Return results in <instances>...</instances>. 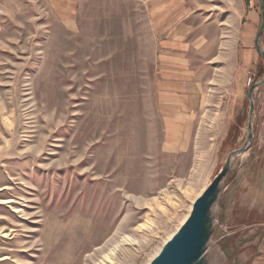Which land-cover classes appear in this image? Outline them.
<instances>
[{"label":"rangeland","instance_id":"1","mask_svg":"<svg viewBox=\"0 0 264 264\" xmlns=\"http://www.w3.org/2000/svg\"><path fill=\"white\" fill-rule=\"evenodd\" d=\"M56 5L0 0V264H149L242 146L249 102L228 111L213 64L187 150L168 151L150 50L133 47L122 3L85 0L73 25ZM219 26L206 24V35ZM254 138L206 203L187 264H235L229 183L264 167Z\"/></svg>","mask_w":264,"mask_h":264},{"label":"crops","instance_id":"2","mask_svg":"<svg viewBox=\"0 0 264 264\" xmlns=\"http://www.w3.org/2000/svg\"><path fill=\"white\" fill-rule=\"evenodd\" d=\"M53 1L67 12L64 15L72 25L76 23L73 16H79L85 2ZM118 1L124 6L120 12L131 19L133 32L139 37V45L133 47L150 50L148 64L156 81V100L168 151L187 150L196 114L204 103V80L213 64L221 67L218 84L227 85L229 91L228 111L241 115L249 102L248 77L254 73L259 81L264 76V60L255 46L261 24L259 0ZM206 1L210 3L206 5ZM208 23L220 25L214 38L206 35ZM145 33L149 34V44L140 45ZM260 43L264 50V31ZM253 97L254 137L264 142V84L255 89ZM233 122L239 125V121ZM252 149L253 145L248 151ZM261 153L257 157L264 162V152ZM238 177L236 174L229 183L234 186L228 200V223L234 236L228 239L231 259L235 264H264V167L240 175L244 180L238 181Z\"/></svg>","mask_w":264,"mask_h":264},{"label":"water","instance_id":"3","mask_svg":"<svg viewBox=\"0 0 264 264\" xmlns=\"http://www.w3.org/2000/svg\"><path fill=\"white\" fill-rule=\"evenodd\" d=\"M259 3L261 10V24L256 36L255 46L258 54L264 60V50L260 43V38L264 31V0H259ZM262 84H264V76L261 80L252 84L248 91L250 106L248 111L247 136L244 143L241 147L233 149L229 152L223 169L214 178L207 190L195 201L193 206L194 217L191 224L180 236H178L173 244L164 250V252L153 262V264H187L190 261V258L194 256V251L196 249L198 251L200 237L202 235V230H204V207L206 203L215 196L222 179L230 171L233 157L246 152L254 142L253 116L255 104L253 95L255 89Z\"/></svg>","mask_w":264,"mask_h":264},{"label":"bare ground","instance_id":"4","mask_svg":"<svg viewBox=\"0 0 264 264\" xmlns=\"http://www.w3.org/2000/svg\"><path fill=\"white\" fill-rule=\"evenodd\" d=\"M198 198H196L195 200H194V203H195V201L197 200ZM194 203H193V206H194ZM190 212V211H189ZM165 241V240H164ZM165 243V242H164ZM167 248V246H164V247H162V249L152 258V260H151V262L149 263V264H153V262L164 252V250ZM7 258V257H6ZM150 259V258H149ZM150 261V260H149Z\"/></svg>","mask_w":264,"mask_h":264},{"label":"built area","instance_id":"5","mask_svg":"<svg viewBox=\"0 0 264 264\" xmlns=\"http://www.w3.org/2000/svg\"><path fill=\"white\" fill-rule=\"evenodd\" d=\"M255 82V74L251 73L250 76L247 79V85L251 86L252 83Z\"/></svg>","mask_w":264,"mask_h":264},{"label":"flooded vegetation","instance_id":"6","mask_svg":"<svg viewBox=\"0 0 264 264\" xmlns=\"http://www.w3.org/2000/svg\"><path fill=\"white\" fill-rule=\"evenodd\" d=\"M244 143V142H243Z\"/></svg>","mask_w":264,"mask_h":264}]
</instances>
